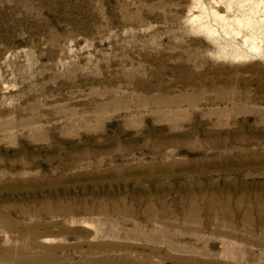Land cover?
<instances>
[{
    "label": "rangeland",
    "instance_id": "1",
    "mask_svg": "<svg viewBox=\"0 0 264 264\" xmlns=\"http://www.w3.org/2000/svg\"><path fill=\"white\" fill-rule=\"evenodd\" d=\"M263 28L264 0H0V264H264Z\"/></svg>",
    "mask_w": 264,
    "mask_h": 264
},
{
    "label": "bare ground",
    "instance_id": "2",
    "mask_svg": "<svg viewBox=\"0 0 264 264\" xmlns=\"http://www.w3.org/2000/svg\"><path fill=\"white\" fill-rule=\"evenodd\" d=\"M236 2V1H235ZM241 2H243V1H241ZM247 2V1H246ZM229 3V2H228ZM228 3H227V5H228ZM225 4H226V2H225ZM240 4V3H239ZM220 5V4H219ZM215 6V5H214ZM236 6V5H235ZM238 6V5H237ZM219 7V6H218ZM235 8V7H234ZM237 8V7H236ZM246 8V7H245ZM226 10H227V8H226ZM228 10H230V9H228ZM240 10V9H239ZM233 11H236V10H233ZM230 12V11H229ZM212 14V13H211ZM197 15H199V14H197ZM203 15V14H202ZM236 15V14H235ZM238 15V14H237ZM259 16V15H258ZM206 17V16H205ZM215 17V16H214ZM218 18V17H217ZM225 18V17H224ZM232 18V17H231ZM206 19V18H205ZM216 19V18H215ZM229 19L227 18V21H228ZM217 21V20H216ZM222 22V21H221ZM229 23V22H228ZM230 24V23H229ZM249 24V23H248ZM231 25H232V23H231ZM264 29V28H263ZM224 30V29H223ZM222 34V33H221ZM250 33H248V35H249ZM250 36V35H249ZM246 37L245 39H244V41H245V43H248V44H250L249 46H251L255 51H260L261 49H264V45H261L262 44V41L260 40V39H258L256 36H253V37ZM235 38H239L238 36L237 37H235ZM242 38V37H241ZM240 39V38H239ZM233 42V41H232ZM239 42H241V40L239 41ZM240 44V43H239ZM242 44V43H241ZM234 50V49H233ZM248 51V50H247ZM251 53V52H250Z\"/></svg>",
    "mask_w": 264,
    "mask_h": 264
}]
</instances>
